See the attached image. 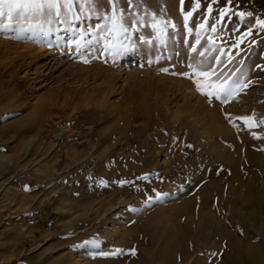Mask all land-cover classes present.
Segmentation results:
<instances>
[{
    "label": "rangeland",
    "instance_id": "obj_1",
    "mask_svg": "<svg viewBox=\"0 0 264 264\" xmlns=\"http://www.w3.org/2000/svg\"><path fill=\"white\" fill-rule=\"evenodd\" d=\"M258 20L264 0L0 17V264H264ZM246 146L249 166L225 164Z\"/></svg>",
    "mask_w": 264,
    "mask_h": 264
},
{
    "label": "snow or ice",
    "instance_id": "obj_2",
    "mask_svg": "<svg viewBox=\"0 0 264 264\" xmlns=\"http://www.w3.org/2000/svg\"><path fill=\"white\" fill-rule=\"evenodd\" d=\"M64 6L67 8H71V0H64ZM199 7V3L196 5ZM60 7L61 0H0V17H4L5 13L9 20H12L15 16L16 18L27 22L31 17H40L45 14L52 15L53 11L55 15H60ZM209 11H211V7L209 6ZM190 16L191 13H188ZM223 15V13H221ZM241 15H244L241 13ZM248 15H251L249 13ZM118 17L113 16V26L116 27L118 24ZM187 19V16H186ZM257 23L264 25V20H258ZM156 27V25H153ZM203 27V25H201ZM214 30V29H213ZM126 31V29L124 30ZM127 45H121L123 50H127ZM203 55V53H201ZM197 76L205 77L206 80H210L211 76L215 75L214 69H209L208 71H198L194 69ZM197 87L200 89V82L197 81ZM227 94V90H225ZM211 95V93H207ZM219 98V96L217 97Z\"/></svg>",
    "mask_w": 264,
    "mask_h": 264
},
{
    "label": "bare ground",
    "instance_id": "obj_3",
    "mask_svg": "<svg viewBox=\"0 0 264 264\" xmlns=\"http://www.w3.org/2000/svg\"><path fill=\"white\" fill-rule=\"evenodd\" d=\"M245 145V144H244ZM240 149V148H239ZM243 153V157H241L240 158V156L238 157V156H236L235 157V159H233V158H228L227 159V162L228 163H225V164H228V166L230 167V166H232L233 167V169L235 170V168H237L238 166H249V163H248V161L247 160H249V159H252V160H254V159H256L258 156H257V154L254 152V151H252V150H250L249 149V146H246L244 149H243V151H242ZM239 153H237L236 155H238ZM235 155V154H234ZM220 159H222V158H220ZM220 159H218V160H220ZM217 160V161H218ZM251 160V161H252ZM223 161V160H222ZM224 162V161H223ZM257 163H258V161H256ZM255 161H254V163H256ZM251 164V163H250ZM259 164V163H258ZM255 166L257 165V164H254ZM250 166H252V165H250ZM263 198L264 197H260V198H258L257 199V202H256V204H257V207H259V206H261L262 205V202L264 201L263 200ZM263 200V201H262ZM254 205H255V202H254ZM264 205V204H263ZM264 207V206H263ZM255 209V208H254ZM256 210V209H255ZM254 216V215H253ZM252 216V217H253ZM255 216H256V214H255ZM254 216V217H255ZM191 218V217H190ZM189 218V219H190ZM205 220H206V222H208L209 223V225H214L215 227H217L216 229H218V228H220V225L219 226H217V224L215 223V218H214V216H212V215H210V214H206L204 217H203ZM188 219V218H187ZM184 220V221H186V222H184L186 225L190 222V220ZM192 220V219H191ZM193 221V220H192ZM254 223V222H253ZM195 224H196V222H195ZM190 225V224H189ZM189 225H187V226H189ZM197 225H199L198 223H197ZM223 225V224H222ZM213 226V227H214ZM208 227H210V226H208ZM212 227V226H211ZM199 228H201L202 229V225H200V227ZM205 230V229H204ZM220 231H222V230H220ZM177 237H181L180 238V241L183 243V239H184V236H182L181 234H179V235H177ZM173 239V238H172ZM179 245V244H178ZM185 245L186 244H180L179 246H173L172 248H171V250H175L176 251V249H179V250H184L185 251ZM187 246V245H186ZM166 249H168V248H165V250ZM170 249H169V251H171ZM187 250V249H186ZM173 253V252H172ZM246 254H247V256H248V258H249V260L251 259V260H258V258H259V255H258V253L256 252V250L255 249H253V248H251V247H247L246 248ZM173 255V254H172ZM155 256V255H154ZM166 257V256H165ZM164 257V258H165ZM186 258H187V254H183V253H181V254H176V255H173V256H167V258H165L164 260H163V263L162 264H173V263H175V262H178V261H184V260H186ZM131 262V263H130ZM258 262V261H257ZM127 264H137V263H135L134 261H132V260H130V261H128L127 262Z\"/></svg>",
    "mask_w": 264,
    "mask_h": 264
}]
</instances>
